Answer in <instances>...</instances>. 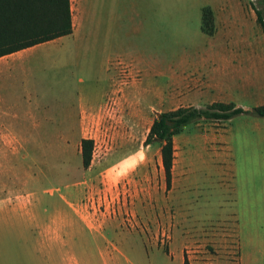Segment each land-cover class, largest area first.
Returning <instances> with one entry per match:
<instances>
[{
	"label": "rangeland",
	"instance_id": "374dc122",
	"mask_svg": "<svg viewBox=\"0 0 264 264\" xmlns=\"http://www.w3.org/2000/svg\"><path fill=\"white\" fill-rule=\"evenodd\" d=\"M71 1L73 35L16 53L38 59L41 107L62 116L63 109L77 108L82 91L87 103H100L114 89L121 59L129 63L119 65V92H142L132 93L127 110L112 111L111 125L87 129L85 139L94 141L88 168L81 160L79 172L73 170L82 146L72 143L60 159L70 163L69 174L42 181L48 189L77 183L72 199L97 201L89 209L94 215L86 209L89 229L104 233L117 225L119 234L109 226L102 238L82 235L83 263L264 264V116L254 112L264 104V88L237 85L232 77L227 82L221 31L214 23L213 45L202 31L204 7L229 11L244 1L253 9L255 0H83L81 22L79 0ZM215 101L234 102L244 112L227 122L199 120L175 135L168 179L161 145L145 144L154 119ZM68 121L78 133L79 110ZM58 151L54 144V155Z\"/></svg>",
	"mask_w": 264,
	"mask_h": 264
},
{
	"label": "crops",
	"instance_id": "0c3cea01",
	"mask_svg": "<svg viewBox=\"0 0 264 264\" xmlns=\"http://www.w3.org/2000/svg\"><path fill=\"white\" fill-rule=\"evenodd\" d=\"M82 2L79 0L80 22L84 10ZM243 2L229 11L222 5L206 7L212 9L215 26L221 31L222 71L227 82L231 77L237 85L257 82L261 89L264 88V31L257 23L254 9H248ZM215 33L216 30L212 35L205 33L210 45L217 41ZM17 52L0 57V264H55V261L70 264L71 256L77 257L72 264H84L82 258L86 252L82 248V235L91 232L102 238L109 226L113 229L117 225L109 224L104 233L99 228L98 231L89 229L86 209L94 215L96 211L89 209H96L97 201L72 199L80 189L77 183L48 189L43 188L42 181L60 171L67 176L70 163L66 161L64 165L60 159L69 155L70 145L81 144L87 137V129L111 125L112 111L116 113L118 105L127 110L131 97L142 92L134 93L130 87L119 92V65L129 63L121 59L116 64L114 89L103 95L104 100L87 103L85 93L79 92L77 108L63 109V115L58 116L41 107L42 97L36 90L38 59L16 55ZM76 109L80 120L78 133L71 129L68 121L69 113ZM54 144L59 148L57 155L53 153ZM40 148H45L47 155H38ZM75 157L73 170L79 172L77 165L83 162L82 155ZM5 240L9 242L8 252H4ZM71 240L77 244L73 249Z\"/></svg>",
	"mask_w": 264,
	"mask_h": 264
},
{
	"label": "trees",
	"instance_id": "16d2710c",
	"mask_svg": "<svg viewBox=\"0 0 264 264\" xmlns=\"http://www.w3.org/2000/svg\"><path fill=\"white\" fill-rule=\"evenodd\" d=\"M259 4V6H258ZM257 23L264 31V0L251 2ZM214 14L203 9L202 29L214 33ZM71 0H0V57L73 33ZM244 109L234 102L215 101L206 107L180 106L160 113L153 121L145 144L157 142L167 178L172 174L174 136L191 123L199 120L229 121ZM255 114L264 116V104L254 108ZM83 166L91 164L94 141L83 139ZM185 264H189L185 261Z\"/></svg>",
	"mask_w": 264,
	"mask_h": 264
}]
</instances>
